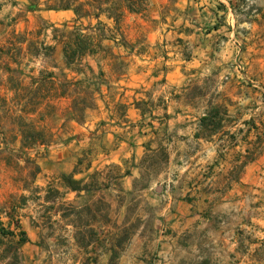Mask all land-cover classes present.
<instances>
[{
	"label": "rangeland",
	"instance_id": "374dc122",
	"mask_svg": "<svg viewBox=\"0 0 264 264\" xmlns=\"http://www.w3.org/2000/svg\"><path fill=\"white\" fill-rule=\"evenodd\" d=\"M146 1L69 65L59 40L113 21L0 0V264L21 231L19 264H264V0Z\"/></svg>",
	"mask_w": 264,
	"mask_h": 264
},
{
	"label": "trees",
	"instance_id": "16d2710c",
	"mask_svg": "<svg viewBox=\"0 0 264 264\" xmlns=\"http://www.w3.org/2000/svg\"><path fill=\"white\" fill-rule=\"evenodd\" d=\"M2 6L3 3L0 2V10ZM70 7V4H64L61 6L62 9H69ZM90 8L95 12L90 13L88 11ZM145 8L146 0H88V2L79 3L73 7L72 9L78 18L87 15L88 13L96 19L100 16H104L107 20L113 21L114 26L109 27L107 23L98 22L99 26L95 28L94 32L83 34L77 29L74 31L71 38L59 40V43L62 45L65 62L69 65H80L84 56L95 54L102 49L101 44L104 39L114 40V34L119 30V24L125 12L140 14L145 11ZM50 9H55V7L51 6ZM73 84L75 85L76 83ZM73 100L75 102V98L72 99V101ZM224 113H226V110L222 111L221 107L211 106L208 111L204 112L199 118L200 128H203L208 132L215 131V129L220 126L222 121L220 115ZM42 135L44 134L40 133V131H20L21 144L25 147L30 145H45ZM195 137H197V134H195ZM28 160L30 159L28 158ZM80 163V159H77L73 172L69 175H63L61 177L66 187L72 192H77L80 189L73 178V175L77 172V169L75 168H77ZM33 169L35 173H38L36 164L33 165ZM1 226H3V224L0 222L1 234H6L12 237L14 236L15 233L13 230L4 233ZM19 234L21 238L19 239L18 245L15 246V250L10 257L8 264H19L17 254L19 245L28 242L25 232L21 231Z\"/></svg>",
	"mask_w": 264,
	"mask_h": 264
},
{
	"label": "crops",
	"instance_id": "0c3cea01",
	"mask_svg": "<svg viewBox=\"0 0 264 264\" xmlns=\"http://www.w3.org/2000/svg\"><path fill=\"white\" fill-rule=\"evenodd\" d=\"M224 2H226L225 0H223ZM229 1H231V0H229ZM228 1V2H229ZM212 3H213V7H214V3H217V4H219V3H221V0H212ZM151 5L153 6V3L151 2ZM146 6H147V1H146ZM145 10H146V8H145ZM145 12V11H144ZM126 13H129V14H132V13H130V12H125L124 13V15L126 14ZM133 14H135V13H133ZM140 14H142V13H140ZM123 15V16H124ZM123 18V17H122ZM108 21H110V20H108ZM196 134V133H195ZM195 134H194V136H195ZM164 240L165 241H163L162 243H161V248L163 249V251H162V255H160V256H162V258L165 260V259H170L171 258V255H172V253H169L168 251H166V250H164V248L163 247H165L166 248V246H168L169 245V243H168V241H166L167 240V237H164Z\"/></svg>",
	"mask_w": 264,
	"mask_h": 264
}]
</instances>
